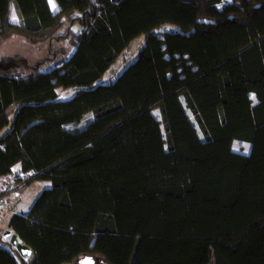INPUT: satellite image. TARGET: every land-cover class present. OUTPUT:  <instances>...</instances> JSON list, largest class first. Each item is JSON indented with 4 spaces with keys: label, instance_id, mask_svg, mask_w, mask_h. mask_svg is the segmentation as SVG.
Wrapping results in <instances>:
<instances>
[{
    "label": "trees",
    "instance_id": "trees-1",
    "mask_svg": "<svg viewBox=\"0 0 264 264\" xmlns=\"http://www.w3.org/2000/svg\"><path fill=\"white\" fill-rule=\"evenodd\" d=\"M55 1L0 0V41L82 26L47 71L0 56V175L50 182L0 227V264H264V0Z\"/></svg>",
    "mask_w": 264,
    "mask_h": 264
},
{
    "label": "rangeland",
    "instance_id": "rangeland-1",
    "mask_svg": "<svg viewBox=\"0 0 264 264\" xmlns=\"http://www.w3.org/2000/svg\"><path fill=\"white\" fill-rule=\"evenodd\" d=\"M55 2V0H54ZM56 4V2H55ZM82 26H80L76 21L73 23L65 21L64 25L58 31L59 34L63 32H68L66 36L59 38H52L45 41L37 43H28L26 40L18 35H13L3 41H0V56L1 55H18L22 58L21 60V72H26L31 70V68L41 61H45L41 68L42 71H47L54 66V58L60 54L64 57L69 56L74 48L72 39L75 38V34L80 32ZM163 29H175V26L171 24H165ZM143 43V35H139L134 38L131 43L126 48L125 52L120 55L117 62L115 63L112 70H110L102 79V81H110L113 79L114 74L120 73L122 69L130 62H132L137 56L138 50ZM64 50V51H62ZM56 91L61 92V88L57 87ZM73 94V90H69L65 97H69ZM152 113L156 118H159L158 108L152 109ZM91 117V113H86L78 122V125L83 124ZM71 125V124H70ZM162 128V127H161ZM7 130L0 131L4 133ZM163 132V129H162ZM234 151L247 154L249 152L250 144L245 141L234 140L231 145ZM50 182L47 180H32L29 182L22 190L19 201L16 204L14 210L16 212H21L24 209H28L38 193L45 187H49ZM22 209V210H21ZM68 264H78L77 262H72ZM94 264H103L98 257H94Z\"/></svg>",
    "mask_w": 264,
    "mask_h": 264
},
{
    "label": "built area",
    "instance_id": "built-area-1",
    "mask_svg": "<svg viewBox=\"0 0 264 264\" xmlns=\"http://www.w3.org/2000/svg\"><path fill=\"white\" fill-rule=\"evenodd\" d=\"M32 171H23L19 165L0 175V212L12 210L19 201L24 185L32 178Z\"/></svg>",
    "mask_w": 264,
    "mask_h": 264
},
{
    "label": "water",
    "instance_id": "water-1",
    "mask_svg": "<svg viewBox=\"0 0 264 264\" xmlns=\"http://www.w3.org/2000/svg\"><path fill=\"white\" fill-rule=\"evenodd\" d=\"M3 238H5L6 240H8L10 242L11 245H13L16 250L18 251V253L20 254V256L22 257H27L31 255V250L30 248L23 244L18 237L16 236L15 233H13L11 230L9 229H4L3 233H2ZM78 264H94V257L91 255H86L83 256L81 258H79L77 260Z\"/></svg>",
    "mask_w": 264,
    "mask_h": 264
},
{
    "label": "crops",
    "instance_id": "crops-1",
    "mask_svg": "<svg viewBox=\"0 0 264 264\" xmlns=\"http://www.w3.org/2000/svg\"><path fill=\"white\" fill-rule=\"evenodd\" d=\"M55 2H54V0H48V3L50 5V8H51L52 11H56L58 9L57 3L55 4ZM13 16H15V18H16L15 21H13ZM9 19L12 22H17L18 21V16H17V14L15 12V9H14V6L13 5L10 6ZM22 192H23V190H22ZM26 210L27 209H24L23 211H26ZM13 212H16V211L14 209H12V210H2L0 212V227H2V228H5L6 227L7 222L9 220V217H10V215Z\"/></svg>",
    "mask_w": 264,
    "mask_h": 264
},
{
    "label": "snow or ice",
    "instance_id": "snow-or-ice-1",
    "mask_svg": "<svg viewBox=\"0 0 264 264\" xmlns=\"http://www.w3.org/2000/svg\"><path fill=\"white\" fill-rule=\"evenodd\" d=\"M15 19H16L15 16H13V21H15Z\"/></svg>",
    "mask_w": 264,
    "mask_h": 264
}]
</instances>
